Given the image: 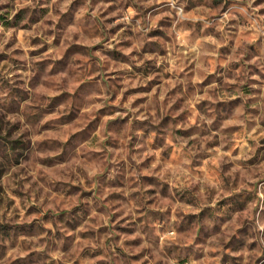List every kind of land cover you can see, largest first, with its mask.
<instances>
[{"label": "clouds", "instance_id": "1", "mask_svg": "<svg viewBox=\"0 0 264 264\" xmlns=\"http://www.w3.org/2000/svg\"><path fill=\"white\" fill-rule=\"evenodd\" d=\"M5 13L0 264H264V0Z\"/></svg>", "mask_w": 264, "mask_h": 264}, {"label": "rangeland", "instance_id": "2", "mask_svg": "<svg viewBox=\"0 0 264 264\" xmlns=\"http://www.w3.org/2000/svg\"><path fill=\"white\" fill-rule=\"evenodd\" d=\"M25 18V11L21 10L19 13H17L16 17H15V22L19 23L22 19ZM0 22L5 23V25H8V20H7V13H5L4 15H0ZM69 53H71L72 51H74L73 48H69ZM35 54V53H34ZM5 59H8V57L4 56V55H0V61H3ZM59 64H63V61L57 62ZM44 66V62L41 63V65H39L38 67L42 70ZM7 85V81H4L2 79H0V86H6ZM17 89H13L12 94L16 95L17 94ZM60 99V98H58ZM58 101L54 100L52 101L53 104L57 103ZM13 109L15 108V103L13 102L12 106ZM47 107L50 106H46L43 102L40 104V107L38 109H36L37 112H41V111H45L47 110ZM35 119V117H33ZM12 132L10 131L8 133V136L11 137ZM26 147L25 141L23 139V137H21L20 139H16L15 141H10L8 140V138L6 137H0V151L5 150L6 148H10L12 153H16L17 149H22ZM2 174V173H0ZM0 230H3L5 232H7L9 230V226L8 225H0ZM227 259V258H225ZM181 264H183V261L181 262Z\"/></svg>", "mask_w": 264, "mask_h": 264}]
</instances>
